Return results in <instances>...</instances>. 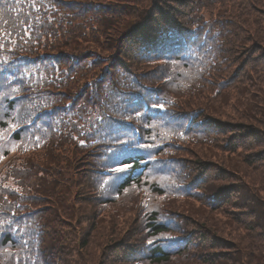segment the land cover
Returning a JSON list of instances; mask_svg holds the SVG:
<instances>
[{
  "label": "trees",
  "instance_id": "1",
  "mask_svg": "<svg viewBox=\"0 0 264 264\" xmlns=\"http://www.w3.org/2000/svg\"><path fill=\"white\" fill-rule=\"evenodd\" d=\"M262 107L264 0H0V264H264Z\"/></svg>",
  "mask_w": 264,
  "mask_h": 264
},
{
  "label": "rangeland",
  "instance_id": "2",
  "mask_svg": "<svg viewBox=\"0 0 264 264\" xmlns=\"http://www.w3.org/2000/svg\"><path fill=\"white\" fill-rule=\"evenodd\" d=\"M264 107H262V109H263ZM256 122H257V125H261L262 127H263V122H264V120H263V118L262 117H260V116H258V118L256 119ZM264 128V127H263ZM6 177V171L2 174V178H5ZM254 189L255 190H258V188H257V186L256 185H254ZM36 192V191H35ZM142 200H144V199H142ZM236 253V251H229L228 253H226V259H225V261H224V263H226L227 262V259L228 258H231L234 254Z\"/></svg>",
  "mask_w": 264,
  "mask_h": 264
},
{
  "label": "snow or ice",
  "instance_id": "3",
  "mask_svg": "<svg viewBox=\"0 0 264 264\" xmlns=\"http://www.w3.org/2000/svg\"><path fill=\"white\" fill-rule=\"evenodd\" d=\"M122 169H117V171H121Z\"/></svg>",
  "mask_w": 264,
  "mask_h": 264
}]
</instances>
